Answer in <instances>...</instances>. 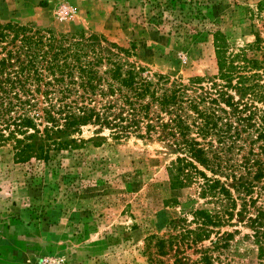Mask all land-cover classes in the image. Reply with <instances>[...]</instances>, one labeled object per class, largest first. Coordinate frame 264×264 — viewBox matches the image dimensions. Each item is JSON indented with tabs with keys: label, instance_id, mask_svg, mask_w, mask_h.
Wrapping results in <instances>:
<instances>
[{
	"label": "rangeland",
	"instance_id": "374dc122",
	"mask_svg": "<svg viewBox=\"0 0 264 264\" xmlns=\"http://www.w3.org/2000/svg\"><path fill=\"white\" fill-rule=\"evenodd\" d=\"M152 1L0 0V23L97 34L105 47L134 46L140 64L183 81L217 73L214 31L233 49L257 37L264 47V0L178 2L160 24L147 20ZM255 105L264 109L263 102ZM97 131L104 137L99 143ZM75 136L93 139L48 163H15L11 142L0 146V264H264L247 220L264 207V179L253 193L256 208L208 226V239L189 242L182 230L196 229L193 211L217 204L201 197L196 184L170 187L167 166L182 154L174 145L155 136L116 139L92 125ZM233 151L240 158L242 150ZM151 235L174 245L162 254L153 240L151 258Z\"/></svg>",
	"mask_w": 264,
	"mask_h": 264
},
{
	"label": "trees",
	"instance_id": "16d2710c",
	"mask_svg": "<svg viewBox=\"0 0 264 264\" xmlns=\"http://www.w3.org/2000/svg\"><path fill=\"white\" fill-rule=\"evenodd\" d=\"M178 2L198 0H153L147 20L162 23L165 9ZM260 41L233 49L214 31L217 73L183 81L140 64L134 46L105 47L97 34L0 23V146L11 142L15 163H48L92 141L75 136L89 125L116 139L133 134L167 140L182 153L167 166L170 187L196 184L201 197L217 204L193 211L196 229L182 230L189 242L208 239V226L223 225L234 215L243 218L256 208L253 193L264 179V109L255 105L264 103ZM247 131L251 139L239 143ZM95 139L99 143L104 137L97 131ZM235 148L242 150L240 158ZM255 210L247 220L257 256L264 259V207ZM147 240L151 258L153 246L163 254L167 244L174 245L172 238L156 235Z\"/></svg>",
	"mask_w": 264,
	"mask_h": 264
}]
</instances>
